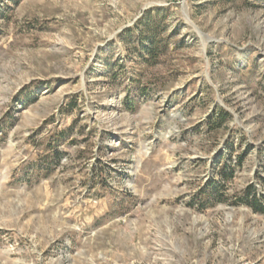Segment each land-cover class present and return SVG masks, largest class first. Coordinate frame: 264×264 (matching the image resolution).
<instances>
[{
  "label": "rangeland",
  "instance_id": "1",
  "mask_svg": "<svg viewBox=\"0 0 264 264\" xmlns=\"http://www.w3.org/2000/svg\"><path fill=\"white\" fill-rule=\"evenodd\" d=\"M0 264H264V0H0Z\"/></svg>",
  "mask_w": 264,
  "mask_h": 264
},
{
  "label": "trees",
  "instance_id": "2",
  "mask_svg": "<svg viewBox=\"0 0 264 264\" xmlns=\"http://www.w3.org/2000/svg\"><path fill=\"white\" fill-rule=\"evenodd\" d=\"M139 24H140V21L137 22V26ZM148 40H149V38H148ZM154 45H155V41L153 38H151L149 45L147 47H144L142 52L147 53L148 56H152L154 51H155ZM225 118H227V114L222 113L220 116V121L225 120Z\"/></svg>",
  "mask_w": 264,
  "mask_h": 264
}]
</instances>
